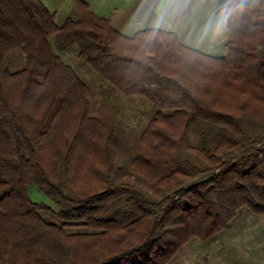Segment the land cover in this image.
I'll use <instances>...</instances> for the list:
<instances>
[{
    "label": "trees",
    "instance_id": "obj_1",
    "mask_svg": "<svg viewBox=\"0 0 264 264\" xmlns=\"http://www.w3.org/2000/svg\"><path fill=\"white\" fill-rule=\"evenodd\" d=\"M71 2L57 25L42 0H0V264H166L238 210L264 215V0L221 1L220 56L168 30L126 37ZM72 48L119 96L153 108L126 153L133 183L101 167L122 130L91 113L89 87L56 53ZM15 51L24 66L12 72Z\"/></svg>",
    "mask_w": 264,
    "mask_h": 264
},
{
    "label": "rangeland",
    "instance_id": "obj_2",
    "mask_svg": "<svg viewBox=\"0 0 264 264\" xmlns=\"http://www.w3.org/2000/svg\"><path fill=\"white\" fill-rule=\"evenodd\" d=\"M183 1L185 5L180 10L174 9L172 20H169L172 27L175 26L181 42L208 55L220 56L221 47L227 40L224 17L216 15V11L222 6V0H208L204 3H198V0ZM71 8L70 1L56 14L57 25H61L66 17L72 15ZM168 13L171 14L172 11L169 10ZM199 23L205 30L209 27L210 32L199 33ZM56 53L74 68L89 87L91 113L117 122L122 130L120 141L123 149L118 150L109 165L101 166L102 169H106V173L114 176L118 182L129 180L133 183L136 176L129 167L126 153L153 116V108L139 98L124 99L111 90L76 59L74 48L68 52ZM23 66L24 56L20 52L7 54L5 67L9 71H17ZM116 176L119 178L116 179ZM27 191L33 202L54 207L35 186H29ZM44 217L46 220L53 219L48 215ZM263 259L264 215L254 216L246 208H242L222 232L206 241L190 239L166 264H259Z\"/></svg>",
    "mask_w": 264,
    "mask_h": 264
},
{
    "label": "crops",
    "instance_id": "obj_3",
    "mask_svg": "<svg viewBox=\"0 0 264 264\" xmlns=\"http://www.w3.org/2000/svg\"><path fill=\"white\" fill-rule=\"evenodd\" d=\"M42 1L46 5V7L50 10V12L55 13L56 15L63 8V6L66 3L70 2L71 0H42ZM82 1L86 2L89 5L90 9L96 15L107 19L112 25V27H114L117 31H119L126 37H132L140 31L149 30V29L168 30V31H172L177 35L178 33L175 31L174 28L175 26L172 27V25L169 23V20L170 18L172 20L174 9L180 10V7L185 5L183 0H179V1L169 0L167 2H165L164 0H82ZM200 2L204 3L206 1L198 0V3ZM169 10L172 11L171 14L168 13ZM199 24L200 26L197 27L199 29L198 30L199 33L206 34L210 32L209 27H207V30H205V28L204 29L202 28L203 26L201 25V23Z\"/></svg>",
    "mask_w": 264,
    "mask_h": 264
},
{
    "label": "built area",
    "instance_id": "obj_4",
    "mask_svg": "<svg viewBox=\"0 0 264 264\" xmlns=\"http://www.w3.org/2000/svg\"><path fill=\"white\" fill-rule=\"evenodd\" d=\"M259 264H264V259Z\"/></svg>",
    "mask_w": 264,
    "mask_h": 264
}]
</instances>
